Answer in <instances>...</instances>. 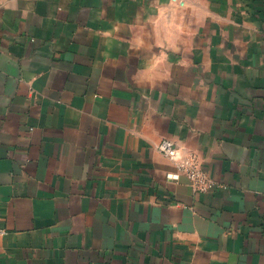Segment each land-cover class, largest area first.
Wrapping results in <instances>:
<instances>
[{"label":"crops","instance_id":"1","mask_svg":"<svg viewBox=\"0 0 264 264\" xmlns=\"http://www.w3.org/2000/svg\"><path fill=\"white\" fill-rule=\"evenodd\" d=\"M183 1L0 0V264H264V0Z\"/></svg>","mask_w":264,"mask_h":264},{"label":"built area","instance_id":"2","mask_svg":"<svg viewBox=\"0 0 264 264\" xmlns=\"http://www.w3.org/2000/svg\"><path fill=\"white\" fill-rule=\"evenodd\" d=\"M173 1H177L179 5L184 4L183 0ZM156 148L169 159L175 161L178 169L188 176L194 191L206 192L215 186L214 180L197 163L193 154L182 155L178 145L172 139H161L156 144Z\"/></svg>","mask_w":264,"mask_h":264}]
</instances>
